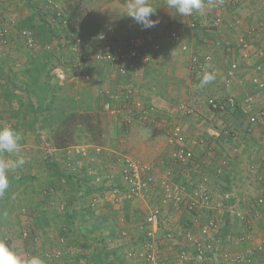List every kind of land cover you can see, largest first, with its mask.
Listing matches in <instances>:
<instances>
[{
    "label": "built area",
    "instance_id": "obj_1",
    "mask_svg": "<svg viewBox=\"0 0 264 264\" xmlns=\"http://www.w3.org/2000/svg\"><path fill=\"white\" fill-rule=\"evenodd\" d=\"M216 1H219L221 6L232 10L231 26L240 27L243 20L236 10H238V5L243 0H203V2L210 3ZM48 2L57 10V15L63 19L61 26L66 27L69 21L66 18L67 9L65 7L61 9L55 0H48ZM194 15L195 12L189 16L190 20L187 25H180L169 31L168 42L170 46L179 47L183 42L186 29H195L199 26V23L193 18ZM205 24V26L219 30L216 39L218 46L224 45L239 49L240 58L246 63H251L252 67L250 71H247V78L244 80H247L249 84L260 91H264V47L255 40L263 30L264 24L262 22L250 24L246 32L239 34L235 41L229 40L219 33L224 24L223 17L216 16L206 21ZM62 35H69L71 58L68 60L69 66L76 69L86 68V73L79 76L74 75L73 78H81L86 81L93 79L94 75L91 74L89 67L94 65L110 68L122 78H137L142 73L145 65L151 60L150 54L142 47L137 38L120 37L115 28L99 32L97 38L101 45L95 51L84 50L85 39L80 35H75L70 30H65L62 34L59 33L57 38ZM17 36L31 47L38 46L33 31L29 28L20 29L17 31ZM12 37V31L5 24L0 12V46L9 45ZM58 42L59 40L56 39L48 44L47 48L55 47ZM149 47L151 51L157 53L155 58H159L160 43L151 41ZM212 61V54H193L191 56V74L202 76L206 65ZM239 65L240 60L235 56L228 60L226 80L224 81L225 88L229 89L233 86L234 77H237L236 74L240 69ZM69 71L74 74L73 70L65 68L64 64L56 65L54 69L55 76L60 83L67 79ZM208 102L213 111L222 115L229 112L242 113L247 118L248 133L250 135L255 132L260 123L264 124V107L259 110L253 108L255 95L250 92L246 93L242 99L230 94L223 99L211 98ZM102 106L108 115L121 121L122 125H130L136 119L149 121L154 118L157 112V107L147 104L140 97L137 87L133 85H126L118 91L112 92L109 96L105 95ZM177 111L187 116L197 114L196 107L187 102H179ZM161 122L168 143L170 145L177 144L183 136V126L177 122L171 123L167 119H162ZM227 132L235 136L233 131L229 130ZM50 152L53 154V150H50ZM64 152L69 158L67 163L69 168H73L74 164L80 167V161L88 159L90 164H105L107 166L108 157L116 154L118 165L115 170H111L110 177L116 179L122 189L115 188L111 192L112 201L115 203L141 199L151 202L149 211L137 225L144 240L139 248L131 249L128 252L129 258L136 259L138 264H140V261L143 264H219L222 259L233 264H251L254 255L264 252V230L261 234L256 231V227L259 225L258 222L264 217L263 174H259L257 177L261 186V194L256 197L254 207H251L249 211L237 213V216L247 227L241 241L249 243L248 249L246 252H231L224 250L217 238L222 225L218 220L208 215L216 202V196L212 193L210 176L203 173L201 169H197L198 160L192 147L181 144L175 148L174 161L182 169H171L169 167L156 169L155 163L140 161L126 152H115L113 154L109 148L101 145L91 147L84 145L68 146L64 148ZM210 152H213L212 149H210ZM76 159L78 160L75 161ZM184 176H188L186 182H178ZM97 180L101 181L102 179L98 177ZM155 200L158 202L155 203ZM61 206L62 209H65L63 203L60 204ZM165 213L169 217L176 214L191 217V222L181 232L183 236L182 245L171 260L161 255L162 237H172V233L169 231L162 233ZM24 236H28L27 231L24 232ZM60 242L64 243L65 241L62 238ZM62 254L63 251L57 248L46 252V257L52 260L59 258Z\"/></svg>",
    "mask_w": 264,
    "mask_h": 264
},
{
    "label": "crops",
    "instance_id": "obj_2",
    "mask_svg": "<svg viewBox=\"0 0 264 264\" xmlns=\"http://www.w3.org/2000/svg\"><path fill=\"white\" fill-rule=\"evenodd\" d=\"M55 1L60 5L61 9L62 7H65V5L61 3V0ZM166 2L167 0H151L152 6L156 8V14L151 18L154 20L158 19L159 23L155 27L148 29L150 33L151 31L153 33L150 34L152 37L148 35L150 37L148 39L149 42L157 41L160 43V41H158V38L161 36L157 35V38H154V33L157 32L161 34V31L167 29V27H165L166 25L170 24V29L167 32V36H169V31L172 28L180 25L185 26L190 20L189 16H181L178 15L174 9H168L166 6ZM73 3L74 2L71 0L68 4L72 5ZM0 7L5 13V24L10 27L11 31H13V29L25 27L28 25H40L41 21H43L40 14L44 16L43 19H46L48 20V22H50V24L55 25L60 34H62L66 30L65 27L63 28L62 26H60V24H57L52 20L53 16L57 14V10L52 7L48 0H2L0 1ZM236 12H238V10H236ZM68 16L69 14L67 12V19ZM216 16L223 17L224 24L222 25L221 31L219 33L227 37L229 40L235 41L236 37L239 35V32L242 31L243 33H245L248 26L250 25L248 24V22L242 19L243 23L240 27H233L231 26V9L221 6L219 4V1L211 3L204 2V7L195 12V15L193 17L199 23V26L195 29H186V32L183 35V42L179 47L170 46L167 38V52H163V55H160L159 58L154 57L153 59H151L150 63L159 62L158 65H156V73L153 74L154 77L143 78L142 87L134 83L135 87H137V90L139 91L140 97L144 99L147 104H154L157 107V112L153 119L149 121H142L147 125H151L153 129V133L148 135L150 138L148 139L145 135V132H148V127H146L147 125L139 126L136 122L132 125L130 124V126L126 125L127 127L122 132H128L130 134L135 133V131L137 132V134L141 138L135 141L132 152L134 154L137 153V156L139 155L140 158L149 160L150 163H155L156 169H165L166 167H169L171 169H182L174 161L173 154L175 148L180 146L181 144L192 147L198 160L197 169H201L203 173L210 176V181L212 184L211 187H213L215 196L217 197L219 195L221 197L220 193H218V191L220 190L218 189L222 188L220 184H224L223 188L225 192H222V194H226V197L229 198L228 201L230 202L231 206L238 207L239 205L240 207H243L242 210L249 211L251 210V207H254V201L256 197L261 194V186L260 184L256 185V179H258L257 177L259 173L257 176H255L256 174L254 175L255 186L253 185L252 174L249 170H247L249 168L247 165V161L248 164L252 165L251 167L257 165L261 169L262 167L264 168V124L260 123L257 126L255 132L251 135L247 133V141L240 144V147L245 150L246 155L248 156L247 158L245 154L244 156L237 155V153L234 154L232 151L233 149L234 152L236 151L234 145L230 144L231 149H229V145L222 147L223 133L218 131V129L211 128V126L219 116H223L225 114L222 115L213 111L207 101L200 102L199 100H197L196 107L198 112L194 116L183 115L177 111L178 100H180L181 98H185L187 100H190L191 102L192 99L196 100L198 98L197 93L200 92V90L196 91L195 88H193L192 83L195 81L196 83H200L201 79L199 81V78L202 76H193L191 74V56L193 54L204 55L208 53L213 55V61L206 65L205 71L214 74L215 78L212 80V82L221 84L222 87L224 86V81L226 80L227 62L228 60H231L233 56H235V58L240 60L239 67L241 69V73L237 77H234L233 86L227 90L232 91L233 94L235 92V96H237L238 99H242L246 93L250 92L251 94L255 95V103L253 104V108L259 110L264 107V91H260L251 84L248 85L244 80L247 78V71H250L252 68L251 63H246L240 58L239 49L230 48L224 45L218 46L216 44V39L219 30L213 27L205 26L206 21H209ZM134 23L135 22H130L129 24ZM262 24L264 23L262 22ZM158 28H160L161 30L158 31ZM117 33L120 37H135L126 35L124 31L122 32L117 30ZM259 37H261L262 40L260 44L264 47V28L260 32ZM135 38H137L138 41L141 42L142 47L147 52H150L148 53L150 54V57H152L155 52L151 51L148 48L149 46L148 43L146 45V39L142 36H136ZM255 40L256 42L260 41V39ZM160 45L161 51L159 53H161L163 49L161 43ZM35 48H38V46H36ZM3 51L5 52L4 48ZM9 56L11 57V61L13 60V58H15V55H13V53L9 54ZM149 66L144 67L146 71L145 73L150 71ZM100 70L101 69H96L95 65L91 67V71L94 75V80L95 78H98ZM16 73L17 76H19L22 80L25 79V77L21 74V71L15 72L14 74ZM114 73L115 75H117L115 71ZM143 74L144 71H142V73L137 78L142 77ZM12 76L14 75L12 74ZM137 78H126V81H130L131 79H134V81H136ZM148 79H150V82L148 81ZM203 90L205 89H201V91ZM209 90L210 89H207V91ZM193 93L195 94L193 95ZM213 113L215 114V117L212 119ZM231 114L239 115L236 112ZM160 116L167 117L166 119L171 123L177 122L183 126V136L177 144L170 145L168 143L167 135L162 130L163 126L161 120L163 118L160 119ZM239 116L244 117L241 114ZM208 119L210 121H208ZM136 120L141 122L140 119ZM205 122L209 123V126H207L206 128L203 127ZM229 129L234 132L235 136L230 137L235 140L234 143H237L236 139H239V141H241V138L238 136L237 131L234 130V128ZM140 139L141 142H139ZM227 148L231 156L229 157L231 162L225 158V156H227L225 155ZM210 149H212V153L210 152ZM110 157L115 158L116 156L111 155L108 158ZM261 174L264 175V172H261ZM186 178H188V176L181 177L178 182L185 183ZM102 185V183H99L96 186L101 188ZM9 188L10 187L8 186V188L3 193H0V199L9 196V193H6ZM83 190L85 191V186ZM251 196L256 197L254 198ZM99 198L100 200L95 199V203H93V200L88 201V206L84 205L82 200H79V202L74 201L71 198H68V201L66 202L60 200L59 203H63L65 209L67 207L70 212L75 211V213L77 214V218L76 220L74 219V221L75 224L79 226L74 230L75 233L73 234L74 238L72 239V241L70 240L71 242H65L63 244L59 241L60 239L58 238H56V241L52 240L56 237V235L53 233V229L57 227V224L58 226H61L63 224L62 222H60V220L58 221L60 223L55 224L54 227L51 228L46 226L48 228L45 227V231H39V234H44L43 237H40L39 234L36 235L38 236V238H41L42 241L44 240V249L46 250V252L59 248L63 251V253H68L66 255L68 261L67 264H90L89 261L93 259L92 256L94 255V253H96L95 250H101L104 245H106L108 250L107 255L104 259V264H121L123 259L121 257L119 258L118 255L122 254V250L125 251L130 248L128 244L131 243H128V239L134 236L130 233L135 234V232L140 231L137 228V225L140 223V221L139 219L137 220V218L134 217L127 219L125 217V213H123L124 209L120 212V204H115L112 201V198H109V201L108 198H103L101 196ZM247 198L253 201L250 202ZM130 205L131 209L129 211L132 210L134 212L135 209H138L140 212L143 211L141 212L143 214L141 218H143L149 211L151 202L149 203L141 199H136L134 201H131ZM233 207H231V209L234 211ZM65 209H62L61 206L58 212L63 213ZM60 215L61 217L64 216V214ZM178 217H180V215L176 214L170 215V217L168 218L169 227L167 230L172 233V237H169V239L164 241L162 245L163 252L167 254L166 257L168 259L173 258L177 253L176 252L174 254L173 251L169 252L170 249H168V246H170L169 248H171V246L174 244L178 245L177 240L179 239V235H182L181 232L183 227H185L182 226L183 223L181 224L182 227L177 224ZM190 218L191 217L189 215L182 216V220L187 221L186 227L191 222ZM174 223L176 224L174 225ZM258 224L259 225L256 227V231L258 234H261L264 230V217L261 221L258 222ZM230 227L231 229L229 231L233 233V235H231L232 239H230L227 244H222L223 249L231 250L233 252H246L249 243L246 241H241L240 237L247 230V227H245L244 223L241 222L240 219L227 226V228ZM2 229L3 228L0 225V243L5 244V239L7 237ZM32 229L35 230L34 225L32 226ZM30 237L32 236L30 235ZM34 237L35 236L33 235L32 238ZM49 237H52V239L47 240V238ZM77 237H81L84 242H88L89 246L86 247L83 245H79L78 242H76ZM116 239L117 241L120 239L119 242H116ZM51 241H53V243H51ZM182 242L183 241H181V243ZM50 245H54V247H51ZM128 251H130V249ZM72 254H74V257H72ZM62 256L56 259H60ZM60 263L62 264L64 262ZM251 264H264V252L254 255V260Z\"/></svg>",
    "mask_w": 264,
    "mask_h": 264
},
{
    "label": "rangeland",
    "instance_id": "obj_3",
    "mask_svg": "<svg viewBox=\"0 0 264 264\" xmlns=\"http://www.w3.org/2000/svg\"><path fill=\"white\" fill-rule=\"evenodd\" d=\"M61 1H62L61 3H63L65 7L67 8V12L69 14L70 4L68 3H70L71 0H61ZM83 2L85 5V9L83 10V18L80 24L76 27L74 34L80 35L85 39L84 40L85 44L83 47L84 50L95 51L101 45L97 38V35L99 34V32L107 31L109 28H115L116 30L122 31V32L124 31L126 35H130V36H135V37L142 36L143 38L146 39V45L148 43V46H149L151 41L149 42L148 39L150 37L148 35L153 34L152 31L150 33L148 29H143L140 25L136 23L129 24L130 22H134V20L131 17L126 15L128 11L127 6L129 3V0H83ZM149 3L151 4V0H149ZM0 12L5 22L6 17H5V13L2 10V8ZM33 12H36V11H33ZM237 14L242 19H244V21L248 22V24H252L256 22L264 23V0H243L241 1L240 4L238 5ZM169 25L165 26L167 27V29L161 31V34L157 32L154 33V38H157V35L161 36L158 38L159 39L158 41H160L163 47L162 52H161L162 54L160 53V55H163V52H167V47H168L167 32L170 29ZM22 28L31 29L33 31V34L35 35L37 28H40V27H37L35 26V24H33L32 26L28 25L25 27L13 29L12 36L14 34V37L12 38V41L10 42L9 45L4 46V47L2 46L5 49V52L3 51V48L0 47V67L3 66V69H4L3 75H0V85H3V83L6 81L7 77L11 74V72H13V74L15 72H20L21 69L25 67L24 65L27 63V59L29 56L34 55L35 57H40V58L44 57V59L47 58L48 61L50 59V57L47 56V54L44 53L41 50V48L31 47L28 44H26L24 40H21L17 36V31H19ZM160 30L161 29L158 28V31ZM239 34H243V32L240 31ZM68 36L69 35H65V36L62 35L58 38L55 37L56 39L59 40L57 45L62 46L63 53L65 54L67 60L71 59ZM55 38L52 42L56 40ZM256 39H260L258 43L262 42L261 37L258 36ZM11 53L15 55L16 60L15 58H13V60L11 61V57L9 56V54ZM154 57H156V53L152 55L151 59H153ZM56 61H57V57H54L50 59L49 63L53 64L54 62L56 63ZM150 62L151 60L149 61L147 65H145V66H149L150 64L149 66L150 71L147 72L148 74L145 73L146 71L144 69L143 76L137 78L136 81H134V79H131L130 81H126V78H122V77L115 75L114 71L107 67L95 66L96 69H101L99 71V76L98 78H95V80L93 76V79L89 81H86L85 79H81V78H73L74 74L71 71H69L67 79L63 82L66 86L64 89H60L58 91L59 96L60 95H65V96L76 95L77 91H83L82 97L85 98L86 101L91 100L94 103L95 101L98 102L96 99H99L98 108L96 110H89L86 112V114H83L81 116L77 114L73 121L69 120V122L65 123L66 125L62 126V128L61 126H58L57 124L54 125L52 128H46V129L41 128L40 127L41 124H35L34 125L35 127L33 126L34 127L33 129H31L32 127L28 128L27 126H21L20 132L24 133L23 134L24 142L21 144L20 151L17 153H13V154L0 153V160L16 161L22 157L25 161V163L22 166L17 167L16 169L8 173V184L10 187L9 188L10 197H8L9 199L4 200L3 203L0 205V225L2 226L3 228L2 230L5 232L4 234L7 237L5 239V244L10 250L18 254L23 260L27 261L32 257H38L41 260V262L44 264H61L60 262L66 261L64 259L61 260V258L50 260L46 257V250L44 249L45 242H43L44 240L42 241V239L38 238L37 236L40 230L37 231L36 233L37 235L35 234L34 238L30 236H27V237L24 236V231H29V229L32 228L33 225L35 226L34 214L35 215L38 214V209L34 208L36 201H40L42 205L45 207V209L49 212L47 214V217L49 218L48 227L52 228L54 227L55 224L59 223L58 222L59 220H61V218L59 217L61 213H58L60 209V204H57L60 202V200L63 202L68 201V198H71L72 200L78 201V202L79 200H82L83 204L88 206L89 205L88 201L93 200V203H95V199L100 200L99 198L100 196L103 198H108V201H109V198L110 199L112 198L111 192L115 188L122 189L120 183L116 179L114 178L112 179L110 177L111 170L116 169V166L118 165L117 164L118 157L115 154V152L116 153L126 152L127 154L131 155L135 159H138L143 162H149V160L140 158L139 155L137 156V153L134 154L132 152L135 141L141 138L137 134V132L135 131V133L133 134H130L128 132L126 133L122 132L127 126L122 125L121 121H118L114 117L108 115L107 112L104 110L102 104H103L105 95L109 96L113 91H116V90L118 91L119 89H121L122 87L126 85H132V84L134 85V83L142 87L143 78L145 77L153 78L154 77L153 74L156 73L155 72V69L157 67L156 65H158L159 62H152V63ZM240 73H241V69L238 70L236 76H238ZM202 77L199 78V81L200 79H202ZM148 81L150 82V79H148ZM245 82L248 85H250L247 80H245ZM17 84L20 85V88L17 91H19L21 95L25 97L26 100L30 98L35 102V104L38 103L37 102L38 100L36 99L35 95L30 94L29 96V93L22 91L23 84L20 80L18 81ZM192 84H193V88H195L196 91L200 90L201 92V93L200 92L197 93L199 99L197 98L195 100L191 98L192 101L190 102V100L181 98L180 100H178V103L187 102L196 107L197 100H199L200 102L201 101L208 102L209 99L211 98L223 99L227 95L233 94L232 91H228L227 88H225L224 86L222 87L221 84H216L212 81L202 87L200 86V83H196V81L193 82ZM201 89H205V90L201 91ZM207 89H210V90L207 91ZM194 94L195 93H193V95ZM234 95H236L235 92H234ZM100 102H101V105H100ZM65 105H66L65 102L59 100L56 103L55 107L59 109V108L65 107ZM15 107H18L17 103H15ZM68 108H73V106H69ZM0 109L4 111L3 113L4 117L1 120V123H3L4 125H7V127H11L13 125L12 121L14 122V120L10 119L9 112H7L8 111L7 104L2 100V98L0 99ZM75 110H77V108H75ZM239 115L231 114L229 112L223 116H219L218 119L211 126V128L218 129V131L223 133L222 134L223 135L222 136V147L229 145V149H231L230 144L234 145L236 151L234 152V149H233L232 150L233 153L234 154L237 153V155L244 156V154L246 155V152L243 148L240 147V144L247 141L248 122L245 116L241 117ZM214 117H215V114L213 113L212 119ZM159 118L166 119L167 117L160 116ZM142 121L143 120H141V122L138 120H134L131 123V125L135 122L139 126L147 125L143 123ZM208 121L210 120L208 119ZM207 126H209V123L205 122L203 127L206 128ZM57 127L58 129L61 128L64 132L68 133L67 138L70 141L69 146L84 145L87 147H91L93 145H101L103 147L109 148L112 151V153L115 154L114 155L116 156L115 158L113 157L108 158L107 168L105 170L99 169L97 167L100 165L94 164L96 165L94 166L93 164H90L89 159L80 161L81 168L85 166L90 168V169H87V168L79 169L82 174L81 180L83 181V178H85L86 176H89V177H92V180H94V182H99L103 184L101 188L100 187L98 188L97 192H92V193L86 192L87 190L86 187L84 191L83 190L84 183L80 181L79 182L75 181L74 179L67 181L66 179L63 178L60 182L59 181L57 182V185L51 186L52 183L50 182V180H53L54 176L52 175V172L48 170L46 166V162H47L46 159L48 158L47 156L51 153L50 150H53L52 152L53 154L59 153L57 147L54 146V144L57 143V139L59 138V135L55 134ZM146 127H148L147 128L148 132H145V135L149 139L150 137L148 135L153 133V129L151 125H147ZM73 128H74V132L72 133L71 138H70L68 131L70 129L72 130ZM229 128H234V130L237 131L238 136L241 138V141H239V139H236L237 143H234L235 140H233V138H230L232 137V135L227 132L230 130ZM75 129H78V130H75ZM139 142H141V139L139 140ZM225 153H226L225 155H227L225 156V158L228 161H230L229 157L231 156L229 154L228 148L226 149ZM246 157L248 158L247 155ZM55 160L59 164L61 163L60 166L63 165L60 154L56 156ZM77 160L78 159H76L75 161ZM247 165L249 167L247 170H249L250 173L252 174V182H253V185L255 186L254 177L257 176L258 173L261 174V172H264V168L262 167L263 169L262 170L257 165H254L253 167H251L252 165L248 164V161H247ZM76 166L79 167V165H76ZM24 175L25 176L30 175L31 177H33V179H29L27 182L22 181L20 184L19 179L24 177ZM98 177L102 180L98 181L97 180ZM88 180L92 181L90 179ZM257 184H259L258 179H256V185ZM220 185L222 188L218 189L220 190L218 191V193H220L221 197L219 195L216 197V200H215L216 202L213 205V209H211L208 212V215L218 220L220 225H222L224 222V224L222 225V228H220V232L217 238L221 242V244H227V242L230 239H232L231 235H233V233L229 231L231 227L227 228V226L231 225V223L238 221L240 218L237 216V213L244 212L245 210H242L243 207L242 206L240 207L239 205L238 207L231 206L230 202L228 201L229 198L226 197V194L225 195L222 194V192L223 193L225 192L223 188L224 184H220ZM211 189H212V193L214 194L213 187H211ZM66 193L67 194L69 193V194L67 195ZM251 197H254V196H251ZM248 201L252 202L253 200L248 199ZM125 202L126 201L115 202V204H120L121 206L120 212L123 211L124 209L123 204ZM157 202L158 201L155 200V203ZM231 207H233L234 211L231 209ZM138 211H139L138 209H135L134 212L131 210L128 213L130 217L137 218V220L139 219V221H141L142 220L141 216L143 215L141 212L143 211L141 212L140 211L138 212ZM164 215L165 216H164V221L162 223V233H165L166 231H168L167 229L169 227L168 225L169 216L167 215V213H165ZM182 223H183L182 226H185L183 228H186L187 221L182 220V216L180 215V217H178L177 224L181 226ZM175 224L176 223H174V225ZM60 227L62 229L63 225L58 226L57 224V227H56L57 229L56 228L53 229V233L56 235V237L53 239L52 237H49L47 238V240L52 239L56 241V238H58V235H59L58 232H59ZM130 234L134 235L133 237L128 239L129 240L128 243H131V244H128L130 248H128L125 251L122 250V254L120 256L123 259L122 261L124 262V264H135V263L138 264L136 259L129 258L128 250L139 248L144 238L140 231L135 232V234L133 233H130ZM43 235L44 234L42 233L39 234L40 237H43ZM168 239L169 237L166 238L164 236L162 237L161 241H163L162 243H164V241ZM119 240L117 242H119ZM178 240L180 243L178 242ZM178 240H177L178 245L172 243L174 245H172L171 248H169L170 246H168V249H170L169 252L173 251L175 254L179 250V248L182 245L181 241H183L182 235H179ZM51 243H53V241H51ZM51 247H54V245ZM228 251H231V250H228ZM67 254L68 253H65L64 255L66 256ZM161 255L163 257L167 256V254L163 252V249H162ZM72 257H74V254H72ZM171 259L172 258H169V260ZM220 262L219 264H232L231 262H226L223 259L220 260ZM62 264H66V263H62ZM140 264H143L142 261H140Z\"/></svg>",
    "mask_w": 264,
    "mask_h": 264
},
{
    "label": "trees",
    "instance_id": "obj_4",
    "mask_svg": "<svg viewBox=\"0 0 264 264\" xmlns=\"http://www.w3.org/2000/svg\"><path fill=\"white\" fill-rule=\"evenodd\" d=\"M74 3L72 5H69L70 11H69V16H68V24L65 27L66 31L70 30L72 32H75L76 27L80 24L82 18H83V10L85 9V5L83 0H72ZM72 6V7H71ZM68 8V9H69ZM41 16V24L38 25L37 31L35 32V39L36 43L38 44V47L41 48V50L47 54V56L50 57V59L57 57L56 63L54 62L53 64L49 63L48 59L40 58V57H35L29 56L27 59V63L25 64V67L21 69V74L25 77V79H21L19 76L16 74L11 73L6 81L3 83V85H0V99L7 104V109L9 112V117L10 119L14 120L12 121L13 125L10 127L14 129L15 131L19 132L22 139L20 141V144L24 142L23 140V134L20 132L21 126H27L28 128L32 127L33 129L35 124H41V128H52L54 125L58 126H65L67 122L73 121L75 116L78 115H83L86 114L87 111L89 110H96L98 108V102L99 99H96L98 102H94L91 100L86 101L85 98H83V91H77L76 95H60L58 94V91L60 89L65 88L64 83H60L58 79L55 76L54 69L56 65L64 64L65 68H71L74 72V75H81L82 73H86L85 69L86 68H79L76 69L75 67H70L68 60L66 59L65 54L63 53L62 46L56 45L55 47L48 49L47 46L48 44L52 43L55 37L59 36L58 29L56 30V26L50 24L48 20L43 19L44 16ZM52 20L56 22L57 24H62L63 19L60 18L57 14L53 16ZM59 59V60H58ZM65 62V63H64ZM49 63V64H48ZM89 70L91 71V66L89 67ZM4 69L3 66L0 67V75H3ZM89 73V72H88ZM12 74L14 76H12ZM91 74L93 72L91 71ZM22 82V91L33 94L35 95L36 99L38 100L37 104L35 102L28 98V100L25 99L23 95L19 91H17L20 88V85H18V81ZM63 101L66 103L65 107L63 108H56L55 105L58 101ZM15 103L18 104V107H15ZM101 105V102H100ZM6 106V105H5ZM69 106H73V108H68ZM77 108V110H75ZM4 111L0 109V127L7 126L1 123V120L3 119ZM242 115V113H241ZM30 118V119H29ZM30 120V121H28ZM63 124V125H62ZM72 124V122H71ZM34 126V127H33ZM74 127V126H73ZM56 130V135H59V138L57 139V143L54 144V146L57 147L58 149V154L61 155V160L63 165L60 166V164L55 160L56 156L58 154H49L47 157V162L46 166L48 170L52 172V175L54 176L53 180H50L52 183L51 186L57 185V182L61 181L63 178L66 179L67 181L69 180H75V181H80L84 183V186L87 188L86 192H97L98 191V186H96L99 182H94L92 180V177L86 176L83 178V181L81 180V171L79 169H90L88 167H77L75 164L72 166L73 168L68 167V161L69 158L64 152V148L69 146V139L67 138L68 133L64 132L62 129ZM64 128V127H63ZM62 130V131H61ZM78 130V129H75ZM70 138L72 133L74 132V128L68 131ZM94 165V164H93ZM97 166L99 169H106L107 166L101 165ZM96 166V165H94ZM75 167V168H74ZM29 179H33L30 175L25 176L20 178V184L22 181H28ZM88 179L92 180L89 181ZM84 188V187H83ZM6 191V193H10ZM10 197V196H8ZM7 196L3 199H0V205L3 203L4 200L9 199ZM130 201L126 200V202L123 204L124 207V213L125 217L127 219H130V215L128 211L131 209L130 207ZM34 208L38 209V214H34V223H35V230L30 228L28 231V236L35 235L37 231H45V227L49 225V218L47 217V214L49 213L45 207L42 205L40 201H36ZM59 213V212H58ZM64 216L59 217L61 218L60 222L63 224V228L59 229L58 232V239H64V241L71 242L72 239L74 238V230L78 228L79 225L75 224L74 219L76 220L77 214L75 211L70 212L69 209L64 210L63 213ZM59 222V223H60ZM61 225V226H62ZM77 233V232H76ZM71 240V241H70ZM87 240V238H86ZM60 241V240H59ZM75 241V240H74ZM64 242V243H65ZM76 242H78L79 245L83 246H89L88 242H84V240L80 237L76 239ZM117 242V239H116ZM63 244V243H62ZM107 246L104 245V247L101 250H95L96 253L92 256L93 259L90 260V264H104V259L107 255ZM99 251V252H98ZM48 252V251H47ZM65 253V252H64ZM64 253L61 255V260H66L64 263L67 264V259ZM120 258L121 256L118 255ZM54 260V259H52ZM121 264H124L122 261Z\"/></svg>",
    "mask_w": 264,
    "mask_h": 264
},
{
    "label": "clouds",
    "instance_id": "obj_5",
    "mask_svg": "<svg viewBox=\"0 0 264 264\" xmlns=\"http://www.w3.org/2000/svg\"><path fill=\"white\" fill-rule=\"evenodd\" d=\"M166 6L170 10L174 9L178 15L191 16L204 7V2L203 0H167ZM127 7L126 15L143 29L153 28L159 23L158 19L151 18L156 14V8L149 3V0H129ZM214 78L213 73L205 71L200 86L208 84ZM21 139L20 133L14 129L7 126L0 127V153L13 154L19 152ZM24 163L22 157L16 161L0 160V193H3L9 186L8 173ZM0 264H42V262L38 257H32L25 261L5 244L0 243Z\"/></svg>",
    "mask_w": 264,
    "mask_h": 264
}]
</instances>
